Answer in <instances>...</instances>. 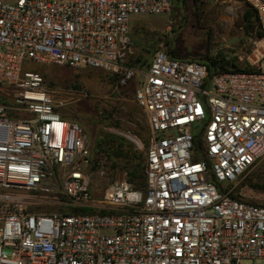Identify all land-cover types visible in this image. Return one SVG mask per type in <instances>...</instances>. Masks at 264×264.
I'll use <instances>...</instances> for the list:
<instances>
[{
	"label": "built area",
	"instance_id": "built-area-1",
	"mask_svg": "<svg viewBox=\"0 0 264 264\" xmlns=\"http://www.w3.org/2000/svg\"><path fill=\"white\" fill-rule=\"evenodd\" d=\"M243 1L261 32L251 70L210 74L156 49L134 90L148 123L145 188L117 178L96 199L85 129L23 61L100 69L124 84L135 73L130 16L167 13L173 0H0V86L14 103H0V264L264 259V206L233 196L264 156V0ZM29 192L91 211L35 212Z\"/></svg>",
	"mask_w": 264,
	"mask_h": 264
},
{
	"label": "rangeland",
	"instance_id": "rangeland-1",
	"mask_svg": "<svg viewBox=\"0 0 264 264\" xmlns=\"http://www.w3.org/2000/svg\"><path fill=\"white\" fill-rule=\"evenodd\" d=\"M248 8L251 7L243 0H173L167 13L131 15L129 34L135 41L133 53L140 52L143 58L149 60L152 55L150 51L163 49L172 51L180 58L202 61L225 58L240 68H251L247 55L258 36L255 31H246L244 11ZM250 20L257 29L255 12H252ZM146 68L147 63L135 66L134 75L121 84L117 76L114 83L110 82L107 76L109 72L100 69L58 68L54 63L23 61L24 70H35L44 75L46 86L53 92L57 112L66 119L77 121L85 129L90 148L87 172L93 198H100L112 180L127 178L124 171L110 170L105 158L94 154L95 140L100 130L124 136L145 155L143 138L147 135L148 123L143 110L134 100V90ZM0 103L8 106L14 104L10 88L0 86ZM103 112H112L123 128L103 123L100 116ZM200 126L199 123L197 130ZM133 130L140 134H135ZM198 152L195 151V154ZM262 176L264 156L235 181L238 198L264 205ZM253 183H259L262 187L253 188ZM28 195L33 197L34 203L30 208L35 212L51 213L72 208L65 206L68 200L59 193L42 198L36 192H29ZM4 251L10 253V249ZM243 263L264 264V259L246 258Z\"/></svg>",
	"mask_w": 264,
	"mask_h": 264
},
{
	"label": "trees",
	"instance_id": "trees-1",
	"mask_svg": "<svg viewBox=\"0 0 264 264\" xmlns=\"http://www.w3.org/2000/svg\"><path fill=\"white\" fill-rule=\"evenodd\" d=\"M252 12L254 13V11L251 8H248L244 11V19H246V22H247L246 31L247 32L255 31L256 35L260 37L261 32L259 30V27L255 29L254 27L255 25L253 24V21L250 20L252 16ZM131 40H132L133 47H135V41L133 37L131 38ZM154 51H150V54H153ZM167 53L171 57L180 58V57L175 56L172 51H169ZM127 59H128V64L132 67H135V66H141L146 63L148 65L151 58L147 60L148 58H143L141 53L139 52L136 54L135 53L130 54ZM189 59L205 63L209 69L210 74L214 72H219V71L221 72V71H230V70H235V71L251 70V68H240L236 64H234L233 62L225 58H218V59L213 58L207 61H202V60L192 59V58H189ZM62 66H65V65H58V68H62ZM230 66L232 67L230 68ZM42 76L44 78L43 74ZM107 76L110 82L114 83L116 81V74L108 73ZM44 82H45V78H44ZM74 88H77V87L74 86ZM100 116L102 118V122L106 123L108 126L115 127V128H123V126L120 125V122L115 120L112 112H103ZM132 132H134L135 134L139 133L136 130H133ZM143 140H144L145 146L147 147L148 132H147L146 137L143 138ZM196 145L198 147H201V140L199 138H196ZM94 154L103 156L110 170L114 172L124 171L126 173L127 180L131 182L136 188H140V189L145 188L146 149H145V155H144L143 152H139L138 150H136L133 142L129 141L124 136L111 132V131L100 130L96 136L95 145H94ZM261 180L264 181V176H262ZM251 186L253 188L262 187V185L259 183H253L251 184ZM233 196L235 198H238L239 195L235 191ZM244 202L249 203V204H256V205L264 206L263 204H257V203L248 202V201H244ZM69 211L89 212L91 211V209L70 208Z\"/></svg>",
	"mask_w": 264,
	"mask_h": 264
}]
</instances>
